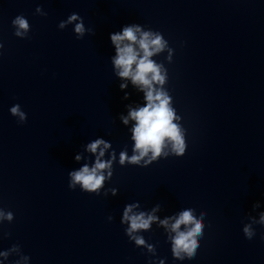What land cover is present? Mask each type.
I'll return each instance as SVG.
<instances>
[{
	"label": "clouds",
	"instance_id": "1",
	"mask_svg": "<svg viewBox=\"0 0 264 264\" xmlns=\"http://www.w3.org/2000/svg\"><path fill=\"white\" fill-rule=\"evenodd\" d=\"M36 13L46 16L47 13L41 7L36 8ZM74 33L77 39H82L86 32L94 34L93 29L86 28L83 18L76 13H72L59 23L60 29L66 28L68 25L76 22ZM14 35L21 39H30V24L23 15H17L12 20ZM111 44L114 46L115 55L112 57L115 74L124 80H130L144 93L146 104L137 109H129L127 116H121L122 122L127 125L129 120L135 121L131 129V139L134 141L132 155L129 156L127 150L119 153L118 163L120 166L134 165L139 167H147L153 162L169 156L183 157L187 150L185 136L182 133L181 126L174 122L180 119L176 115V110L172 106V97L167 88L164 87L168 82V69L163 62H157L153 59L162 53H167L166 60L172 62L174 49L169 46L163 34L159 31L146 29L140 24L132 23L123 26L121 31L110 34ZM3 43H0V49H3ZM127 84H120L123 90L127 88ZM128 94L125 93V99ZM10 114L17 118L18 123H25L27 114L21 109L19 104L13 105ZM111 144L104 139H95L86 145V151L95 156L94 163L91 166L88 163L83 164L78 170L68 173V187L75 190L77 186L82 192L101 194L104 189L105 182L110 181L116 162V151L113 149L108 158H105L106 152L111 148ZM77 161L82 156H75ZM112 196L117 195L116 188H110L104 191V195L108 193ZM140 207L139 203L126 204L123 209L121 223L126 224L125 234L130 242H134L138 248H144L152 256L156 255V246L148 243L142 233L150 231L154 221L158 219L155 213L161 209V205L157 204L150 212L134 211ZM259 203L253 205V209H258ZM196 209L186 208L180 211L177 216L167 217L160 221L167 234V239L171 244L172 256L176 260L183 261L185 259H194L197 250L200 247V239L204 235V219L206 213L201 211L199 216ZM113 220L110 215L107 218ZM14 220V214L0 207V225L4 222L11 223ZM249 222L243 226L244 236L251 240L256 235L253 225L264 226V211L259 213V220L249 216ZM170 221H174L171 222ZM183 226V228H182ZM10 233L5 232L3 236L6 238ZM264 239V236H262ZM15 254L19 257L14 264H27L30 257L24 255L20 245L14 244L4 251H0V256L6 260ZM150 264H157L156 261ZM158 264H164V260H158Z\"/></svg>",
	"mask_w": 264,
	"mask_h": 264
}]
</instances>
